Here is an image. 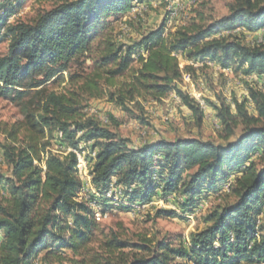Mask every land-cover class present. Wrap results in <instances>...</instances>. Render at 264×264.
Segmentation results:
<instances>
[{
	"label": "trees",
	"instance_id": "obj_1",
	"mask_svg": "<svg viewBox=\"0 0 264 264\" xmlns=\"http://www.w3.org/2000/svg\"><path fill=\"white\" fill-rule=\"evenodd\" d=\"M134 1L57 0L34 23L17 20L6 26L26 0H0V43L9 40L7 53L0 56V95L22 100L31 89L64 79L72 62L90 49L104 20L129 12ZM237 27L250 32L263 29L264 0H237L227 15L209 24L181 26L170 36L165 35L164 25L130 43L110 36L103 42L97 70L84 80L71 75L72 88L46 94L38 109L26 107L23 120L1 126L6 140L0 141V147L10 175L0 171V264H36L44 250V261L56 256L70 264L264 262L263 83L250 86L249 98L242 102H212L226 131L225 143L179 138L132 146L85 113L83 105L84 96L103 97L104 83L114 89L109 99L126 110L136 98L157 101L175 92L203 119L201 105L177 84L184 73L195 71L192 64L181 68L179 55L194 63L209 59L223 68L237 66L246 75L254 73L264 80V40L248 45L240 39L217 37ZM129 71V79L116 80ZM35 73L42 78L35 80ZM251 104L256 114L249 112ZM239 118L244 126L232 139ZM81 143H91L89 147L97 150L90 173L101 196L115 178L131 189L126 195L132 203L149 204L159 195H175L183 214L194 212L206 194L230 183L228 201L212 208L205 228L179 246L166 240L131 243L114 235L93 248L101 224L88 201L76 200L81 188L78 160L68 152ZM92 199L110 204L106 197ZM163 215L184 217L159 209L157 216ZM67 250L80 258L66 256Z\"/></svg>",
	"mask_w": 264,
	"mask_h": 264
},
{
	"label": "rangeland",
	"instance_id": "obj_2",
	"mask_svg": "<svg viewBox=\"0 0 264 264\" xmlns=\"http://www.w3.org/2000/svg\"><path fill=\"white\" fill-rule=\"evenodd\" d=\"M236 1L192 0L189 4L187 0H179V11H177V7H171L172 0H135L133 6H138L140 10L131 12V8L124 15H111L106 18L101 28L97 30L90 49L72 62L71 68L64 74V79L58 78L40 88L31 89L29 94L22 100H13L12 97L0 95V127L5 123L12 125L23 120V112L26 107L29 106L32 111L38 109L46 94L50 92L60 93L72 88L71 75L75 74L81 80H84L86 76L97 70L96 66L101 60L103 42L106 38L111 36L120 43H130L162 25L165 26V35L170 36L181 26H186L193 22L209 24L227 15L231 4ZM56 2L57 0H26L22 8L15 15L8 18L11 23L7 24L6 22V26L13 24L17 20L34 23L40 14L50 10ZM172 14L175 15L172 16ZM5 27L2 28L1 32L5 31ZM260 31H264V28ZM222 36L240 39L248 45H257L264 40V33L259 31L250 32L243 27L223 31L217 35V37ZM8 46V39H4L0 43V56L7 53ZM179 58L181 68L186 64H192L195 67L193 73H184L177 84L196 102H198L197 97L204 100L205 107H202L204 111L203 119H199L175 92L157 101L136 98L133 102L127 103L128 110H126L109 99V94L114 89L104 83L103 97H83L84 112L97 118L102 125L116 131L122 138L127 139L131 145L135 142L141 143L144 140L150 142L160 139L176 140L179 138H198L214 143H225L226 131L220 126V123L216 124L217 111L212 102L221 104L224 100L232 102L235 99L242 102L247 97L245 92L248 91V88L250 86L261 87L263 86L262 83L264 84V80L254 73L246 75L243 69H238L237 66L223 68L209 59L204 60L202 63H194L185 60L182 55H179ZM133 66L137 67L138 63L135 61ZM130 75V71L126 72L117 77L116 80L122 83L129 79ZM184 76L187 77L185 78ZM37 78H42V74L35 73L34 79L36 80ZM29 80L27 79L26 83L30 82ZM27 102L29 103L26 105ZM248 108L251 114H256L252 104L248 105ZM103 118H108L105 123L102 121ZM241 120L239 118L240 123L236 127L235 136L232 139L239 135L243 129L244 125ZM5 140V136L0 131V141L5 142ZM81 144L88 151L91 149L89 147L91 143ZM53 148L58 150L55 145ZM86 157L90 161L93 160L88 153ZM90 170L91 168L83 175V179H80L81 187L83 182H86V178L90 184L93 182ZM0 171L10 175L1 147ZM83 188L86 190V185ZM88 188L94 194L93 196L108 198V196L97 195L95 193L97 188L91 185H88ZM85 190L83 192L80 188L76 199L89 202L96 221L99 220V214H102L101 220L98 221L101 224L102 231L97 233L96 239L91 243V246L97 249L105 239L114 235H118L119 238L131 243H140L146 239L156 244L158 241L166 240L175 246H179L185 241L189 242L190 235L193 232L205 228V217L212 208L228 201L226 195L230 188L227 184L218 192L206 194L199 203L198 208L189 214L180 213L176 204L178 197L175 195H170L167 198L159 195L153 200L155 202L156 200H163V206L159 204L149 206L153 201L149 204L132 203L130 197L126 195L127 192L131 191L130 188L117 183L116 194L108 198L110 204L106 205L104 201L93 200L92 195L86 193ZM78 196L86 197H83L84 199L82 200ZM159 209L174 210L177 214L184 215V217H181V215L177 217L165 215L158 217L157 211ZM126 252H131V249H127ZM44 254L45 250L40 252L36 264H70L66 260L59 261L56 256L44 261L42 259ZM65 254L70 258H80L74 256L70 250H67ZM178 261L185 263L182 259H178ZM260 264H264V262Z\"/></svg>",
	"mask_w": 264,
	"mask_h": 264
},
{
	"label": "bare ground",
	"instance_id": "obj_3",
	"mask_svg": "<svg viewBox=\"0 0 264 264\" xmlns=\"http://www.w3.org/2000/svg\"><path fill=\"white\" fill-rule=\"evenodd\" d=\"M134 7H138V6H133L132 7V10L134 9ZM13 20V19H12ZM11 23V20L9 19V20H7V24H10ZM4 30V29H3ZM185 78L187 77V76H184ZM198 101V103L201 105V107H204V102H203V100H197ZM95 110V109H94ZM92 111V110H91ZM216 119H218V118H216ZM103 121V120H102ZM217 124V123H216ZM218 124H219V121H218ZM217 124V125H218ZM59 135L60 136H62V133L61 132H59ZM75 150H77V151H75ZM69 151H72V152H74L75 154H76V156H77V160H78V172H77V175H78V177H79V179H83V175L84 174H86V172L90 169V168H92V161H90L87 157H86V155H87V153L93 158V160H95V158H96V155H97V150H95V149H90L89 151L83 146V145H80L78 148H68V152ZM91 179H92V177H91ZM112 182L109 184V186L110 187H108L109 189H107V191L105 192V193H103V195L104 196H108V198L109 197H112V195L114 196V194H116V191H117V181H116V179L115 178H113L112 180H111ZM88 183V185L90 186H93V187H95V188H97L95 185H94V183L93 182H91V184H90V182H87ZM114 183V188H112V184ZM85 185H86V182H83V184H82V187H81V190L84 192V188L83 187H85ZM119 185V184H118ZM94 188V189H95ZM122 188V187H121ZM98 189V188H97ZM97 189H96V191H95V193L97 194V195H99V196H101V193H100V191H97ZM120 189V188H119ZM123 189V188H122ZM121 189V190H122ZM128 190V189H127ZM131 190V189H130ZM85 192H86V190H85ZM121 193V192H120ZM118 194V193H117ZM120 195V194H119ZM79 197V199L81 198L82 200L86 197H82V196H78ZM96 197V196H95ZM118 199V198H117ZM77 200V199H76ZM79 201H81V200H79ZM154 202V201H153ZM137 206V205H136ZM139 206V205H138ZM144 206V205H143Z\"/></svg>",
	"mask_w": 264,
	"mask_h": 264
},
{
	"label": "built area",
	"instance_id": "obj_4",
	"mask_svg": "<svg viewBox=\"0 0 264 264\" xmlns=\"http://www.w3.org/2000/svg\"><path fill=\"white\" fill-rule=\"evenodd\" d=\"M191 1L192 0H190L189 1V4L191 3ZM171 7H177V11H179V0H172V5H171ZM140 10V8L139 7H134V9L131 11V12H138ZM173 15H175V14H172V16ZM260 33H264V31H259ZM188 78H189V76H188ZM187 78V79H188ZM245 94H246V96L249 98V93H248V91L247 92H245ZM197 100H201L200 98H198L197 97ZM203 102H204V100H203ZM204 107H205V102H204ZM96 111H98L97 109H96ZM108 118H103V122L105 123L106 122V120H107ZM218 119H216V123L218 124ZM75 151H77V150H75ZM228 186H229V183H228ZM112 188H114V183L112 184ZM86 193H88V194H90V195H94V194H92L91 192H90V190H89V188H88V183H87V178H86ZM161 205V206H163L164 205V203H163V200H161V201H157L156 200V202L154 201V202H152L149 206H151V205ZM148 206V207H149ZM160 206V207H161ZM145 209V208H144ZM101 218H102V214H99V220H101ZM98 220V221H99Z\"/></svg>",
	"mask_w": 264,
	"mask_h": 264
},
{
	"label": "crops",
	"instance_id": "obj_5",
	"mask_svg": "<svg viewBox=\"0 0 264 264\" xmlns=\"http://www.w3.org/2000/svg\"><path fill=\"white\" fill-rule=\"evenodd\" d=\"M187 1H190V0H187ZM146 140H144L143 142L139 143V142H135V143H132V146H138V145H141L142 143H144Z\"/></svg>",
	"mask_w": 264,
	"mask_h": 264
}]
</instances>
